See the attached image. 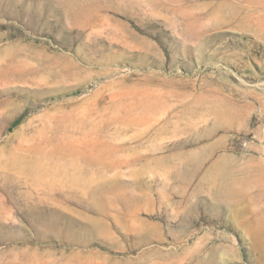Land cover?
<instances>
[{
	"label": "rangeland",
	"instance_id": "obj_1",
	"mask_svg": "<svg viewBox=\"0 0 264 264\" xmlns=\"http://www.w3.org/2000/svg\"><path fill=\"white\" fill-rule=\"evenodd\" d=\"M0 264H264V0H0Z\"/></svg>",
	"mask_w": 264,
	"mask_h": 264
}]
</instances>
